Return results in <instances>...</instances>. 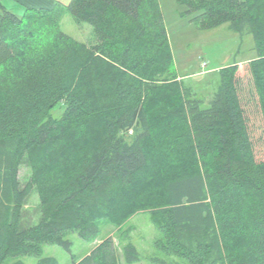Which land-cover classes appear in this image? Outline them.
Wrapping results in <instances>:
<instances>
[{
    "label": "trees",
    "instance_id": "1",
    "mask_svg": "<svg viewBox=\"0 0 264 264\" xmlns=\"http://www.w3.org/2000/svg\"><path fill=\"white\" fill-rule=\"evenodd\" d=\"M177 1L200 27L230 22L255 41L244 74L238 62L218 69L209 103L174 66L159 0L58 1L22 13L0 0V264L40 256L45 244L71 252L69 233L94 241L102 219L119 224L141 209L167 254L264 264V0ZM65 10L92 25L94 41L62 30ZM33 188L42 217L22 227ZM123 257L140 260L132 243ZM72 264L123 263L108 236Z\"/></svg>",
    "mask_w": 264,
    "mask_h": 264
},
{
    "label": "rangeland",
    "instance_id": "2",
    "mask_svg": "<svg viewBox=\"0 0 264 264\" xmlns=\"http://www.w3.org/2000/svg\"><path fill=\"white\" fill-rule=\"evenodd\" d=\"M68 4L71 0H60ZM3 4L16 13H22L23 7L13 0H2ZM168 31L174 66L186 82L200 92L209 103L218 89L220 74L218 69L227 63L238 62L241 74L245 73L248 62L256 56L255 41L252 34L240 33L230 27V22L217 27L204 29L188 15L177 0H159ZM61 28L75 39L82 42L95 40L93 27L88 22L78 23L69 10L61 17ZM206 62V66L203 63ZM62 111L56 107L53 114L60 116ZM31 169L27 160H23L19 169L21 188L30 180ZM42 217L39 196L33 188L23 202L22 227L37 223ZM118 220V219H117ZM116 220V221H117ZM101 233L94 241L82 239L77 232L67 235L72 241L71 252L58 244H45L40 256L28 255L10 258L4 264H38L42 257L54 256L58 264H72L73 259H81L104 238L111 236L122 259L124 246L132 243L140 255V260L132 264H191L186 258L167 254L156 246L162 238L154 226L149 210L141 209L131 213L117 224L108 219L100 221Z\"/></svg>",
    "mask_w": 264,
    "mask_h": 264
},
{
    "label": "crops",
    "instance_id": "3",
    "mask_svg": "<svg viewBox=\"0 0 264 264\" xmlns=\"http://www.w3.org/2000/svg\"><path fill=\"white\" fill-rule=\"evenodd\" d=\"M2 1V0H1ZM18 2L22 7H44V8H54L57 5V2L60 0H13ZM61 2V1H60Z\"/></svg>",
    "mask_w": 264,
    "mask_h": 264
},
{
    "label": "built area",
    "instance_id": "4",
    "mask_svg": "<svg viewBox=\"0 0 264 264\" xmlns=\"http://www.w3.org/2000/svg\"><path fill=\"white\" fill-rule=\"evenodd\" d=\"M203 65L206 66V62H204Z\"/></svg>",
    "mask_w": 264,
    "mask_h": 264
}]
</instances>
